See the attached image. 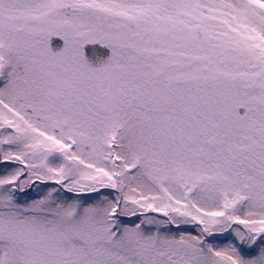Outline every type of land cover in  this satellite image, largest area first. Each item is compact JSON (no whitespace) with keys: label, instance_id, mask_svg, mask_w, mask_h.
Segmentation results:
<instances>
[{"label":"snow or ice","instance_id":"snow-or-ice-1","mask_svg":"<svg viewBox=\"0 0 264 264\" xmlns=\"http://www.w3.org/2000/svg\"><path fill=\"white\" fill-rule=\"evenodd\" d=\"M0 264H264V0H0Z\"/></svg>","mask_w":264,"mask_h":264},{"label":"water","instance_id":"water-1","mask_svg":"<svg viewBox=\"0 0 264 264\" xmlns=\"http://www.w3.org/2000/svg\"><path fill=\"white\" fill-rule=\"evenodd\" d=\"M93 50H96L97 55H107V49H103L100 45H86L85 52L88 58L93 62V66H95L96 56L93 55Z\"/></svg>","mask_w":264,"mask_h":264},{"label":"bare ground","instance_id":"bare-ground-1","mask_svg":"<svg viewBox=\"0 0 264 264\" xmlns=\"http://www.w3.org/2000/svg\"><path fill=\"white\" fill-rule=\"evenodd\" d=\"M189 231L195 232V230H194V229H189Z\"/></svg>","mask_w":264,"mask_h":264},{"label":"rangeland","instance_id":"rangeland-1","mask_svg":"<svg viewBox=\"0 0 264 264\" xmlns=\"http://www.w3.org/2000/svg\"><path fill=\"white\" fill-rule=\"evenodd\" d=\"M105 194H107V193H105ZM185 229L188 230L189 228L187 226H185Z\"/></svg>","mask_w":264,"mask_h":264}]
</instances>
